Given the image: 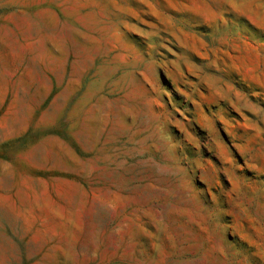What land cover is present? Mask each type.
<instances>
[{
    "label": "rangeland",
    "instance_id": "rangeland-1",
    "mask_svg": "<svg viewBox=\"0 0 264 264\" xmlns=\"http://www.w3.org/2000/svg\"><path fill=\"white\" fill-rule=\"evenodd\" d=\"M0 264H264V0H0Z\"/></svg>",
    "mask_w": 264,
    "mask_h": 264
}]
</instances>
